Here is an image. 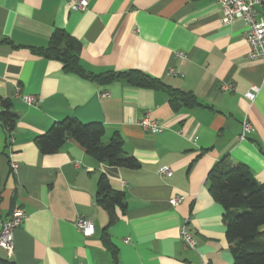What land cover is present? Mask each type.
Returning <instances> with one entry per match:
<instances>
[{"label": "crops", "instance_id": "1", "mask_svg": "<svg viewBox=\"0 0 264 264\" xmlns=\"http://www.w3.org/2000/svg\"><path fill=\"white\" fill-rule=\"evenodd\" d=\"M257 9L264 17V0ZM220 16L215 0H89L85 10H71L69 0H0V96L11 101L16 114L12 130L0 124V229L14 209L24 213L13 230L12 251L0 247V259L233 262L224 209L209 192L208 175L217 165L243 163L264 182V58L247 57L243 21L222 24ZM55 29L80 43L83 75L30 51L46 47ZM129 70L192 93L197 105L171 101L161 89L121 79L101 84L89 77ZM251 86L258 89L250 101L244 93ZM23 94L35 95L37 102L25 103ZM144 114L159 121L161 131L142 129L138 121ZM64 117L100 122L103 143L118 132L124 153L139 166L108 165L72 138L42 153L35 137ZM244 119L251 130L240 139ZM162 166L171 174L160 173ZM101 174L124 194L125 208H116L110 224L95 200ZM175 195L184 199L172 206ZM78 217L92 222L90 235L76 228ZM184 223L195 250L182 243Z\"/></svg>", "mask_w": 264, "mask_h": 264}, {"label": "trees", "instance_id": "2", "mask_svg": "<svg viewBox=\"0 0 264 264\" xmlns=\"http://www.w3.org/2000/svg\"><path fill=\"white\" fill-rule=\"evenodd\" d=\"M80 43L61 29H55L46 47H29L38 56L58 60L67 71L83 75L79 64ZM89 76V75H87ZM101 84L113 80L143 88L161 89L171 98L194 106L197 101L190 92L171 88L160 79L139 70L107 71L89 76ZM16 121L11 109V101L0 96V124L10 131ZM104 127L100 122L83 123L74 117H64L53 122L50 127L35 137L42 153H52L60 148L65 140L72 138L84 150L99 161L111 166L136 168L139 162L124 153L123 140L118 132L112 133L107 143H103ZM208 189L211 196L222 206V222L225 238L231 243L233 257L231 264H264V182H257L248 167L243 163L217 165L208 175ZM95 200L107 211L108 223L116 219V208L124 209V194L111 188L106 176L101 174L97 181ZM103 239L108 243L106 233ZM0 264H15L0 259Z\"/></svg>", "mask_w": 264, "mask_h": 264}, {"label": "built area", "instance_id": "3", "mask_svg": "<svg viewBox=\"0 0 264 264\" xmlns=\"http://www.w3.org/2000/svg\"><path fill=\"white\" fill-rule=\"evenodd\" d=\"M221 11L220 22L222 24H230L238 19L246 24L244 38L249 45L247 57L249 59L264 58V17L261 15L257 7L261 5L262 0H215ZM89 0H69L71 10H85ZM222 88L230 89V85L223 84ZM257 87L251 86L244 96L250 101L254 99ZM21 99L27 104H35L37 97L35 95L23 94ZM139 126L144 130H149L152 133L161 131L162 125L156 119H152L148 114H144L138 121ZM251 130V124L247 119L242 122L240 139H243L245 134ZM15 168V164L12 163ZM160 173L170 175L171 169L167 166L160 167ZM184 199L183 195H175L169 199V204L175 206L181 203ZM24 213L20 209H14L11 215L6 219L0 229V247L10 253L13 249V230L17 227ZM186 224H182L179 228L180 238L185 247L196 249V240L190 235L186 229ZM76 228L83 235L88 236L93 232L92 222L84 217H78L75 221ZM128 239L124 241L127 242ZM206 264V262H203Z\"/></svg>", "mask_w": 264, "mask_h": 264}]
</instances>
